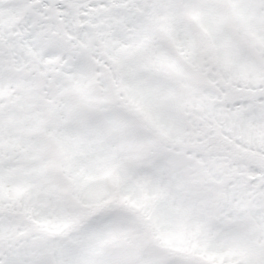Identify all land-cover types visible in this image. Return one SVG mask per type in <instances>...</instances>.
I'll return each instance as SVG.
<instances>
[{
	"label": "snow or ice",
	"instance_id": "obj_1",
	"mask_svg": "<svg viewBox=\"0 0 264 264\" xmlns=\"http://www.w3.org/2000/svg\"><path fill=\"white\" fill-rule=\"evenodd\" d=\"M0 264H264V0H0Z\"/></svg>",
	"mask_w": 264,
	"mask_h": 264
}]
</instances>
